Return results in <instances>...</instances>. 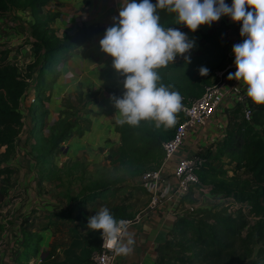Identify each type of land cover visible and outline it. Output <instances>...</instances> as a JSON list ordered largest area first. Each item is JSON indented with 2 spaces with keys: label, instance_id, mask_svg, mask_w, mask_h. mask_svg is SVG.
Listing matches in <instances>:
<instances>
[{
  "label": "trees",
  "instance_id": "trees-1",
  "mask_svg": "<svg viewBox=\"0 0 264 264\" xmlns=\"http://www.w3.org/2000/svg\"><path fill=\"white\" fill-rule=\"evenodd\" d=\"M48 1L0 0V13L12 9H29L33 17L31 24L33 60L26 65L25 76L21 74L18 65L9 59L7 52L0 49V206L7 196L11 176L15 172V168L10 167L8 163L16 152V141L24 126L21 109L23 108V99L30 91L27 79L32 77L33 72L38 71L37 85L33 90L37 91L36 98H41L45 93L43 89L45 81L43 80L42 86H40V78L46 76V72L51 70L58 59L65 57L68 52L92 39L101 31L100 27L80 26L73 35L59 36L51 27L57 15L44 11ZM155 2L156 0H152V3ZM225 2L230 5L232 0H225ZM158 12L163 27L178 28L182 32L189 30L183 24H179L175 13L169 12L166 8L158 9ZM201 26L196 31L199 32ZM210 36L202 34L205 39H209ZM175 64L168 63L167 66L156 69L160 76L158 83L170 87L172 91L179 92L183 103L200 97L204 88L212 81L204 86L190 73L168 72ZM119 79L123 85L124 77L121 74ZM54 80L53 77L51 81ZM206 81L207 78H204L203 82ZM107 91L111 96L120 97L124 89L109 88ZM36 104L39 111L42 109L39 119L41 128L33 129L32 133L40 135L43 127L46 126L43 121L47 115V109L45 101H33L30 106L31 112L34 111ZM252 105L254 113L251 122L242 119L231 128L215 155L212 156L210 153L201 155L203 164L197 171L200 182L209 186L213 193L224 196L226 199L230 198L232 201L220 205L209 212L207 216H201L197 222L180 219L184 223L180 225L174 235L180 237V241L176 242L171 239L167 244L169 250L181 252L186 256L185 261L181 259L180 264L188 263L186 259L198 264H219L222 261L236 259L233 255L236 252L240 236L247 232L261 235L264 230V105H257L253 102ZM37 115L36 112L35 116ZM178 119H184L181 111L176 114V123L171 127L164 125L156 127L157 122L151 119L143 120L135 126L116 123L114 131L120 135V146L117 149L115 161L122 167H131L136 171L149 162L154 168H157L164 157L162 144L173 136ZM59 122L61 123L60 127L57 124ZM71 127L72 122L68 120L55 122L51 127L52 132L49 135L43 134L42 137L38 135L39 139L31 146L32 150L36 152L37 159L46 166L44 168L45 175L49 180L61 181L62 175L70 176L73 170L79 168L82 170L86 167L83 159L75 160L70 164L66 162L62 167L53 161L55 151L59 149L60 143L68 137ZM222 155L228 157L227 162L219 161ZM240 170L246 171L247 174L245 176L239 174ZM230 173L232 174L230 175ZM126 187H130V192L142 190L140 186H132L125 182L85 190L76 197H66L67 202L71 204L69 211L78 210L96 198L116 197L122 192L125 194L129 192L125 190ZM239 203H247L249 212L258 217L252 227L249 225L242 206L237 207L234 212L230 211ZM109 211L117 221L131 217L125 203L116 205ZM76 218L78 219V217ZM22 225L23 243L26 250L28 244H32L34 241L39 242L40 237L34 238L31 234L35 228V223L31 218L24 220ZM4 228V225L0 223V234ZM189 229L192 230L191 237H187ZM100 231L89 229L86 233L87 239L80 252L73 257L66 258L65 262L69 264L87 262L95 252L101 249ZM256 255L257 259L250 264H264V244L260 245Z\"/></svg>",
  "mask_w": 264,
  "mask_h": 264
},
{
  "label": "crops",
  "instance_id": "crops-1",
  "mask_svg": "<svg viewBox=\"0 0 264 264\" xmlns=\"http://www.w3.org/2000/svg\"><path fill=\"white\" fill-rule=\"evenodd\" d=\"M122 6L123 0H49L44 7L45 12L57 15L51 27L59 36L73 35L80 26L101 28L97 35L78 45L65 57L58 59L51 70L46 72L44 81L49 82L51 87L46 91L50 101H45L47 115L44 118V124L50 127L61 120L72 122L68 137L60 143L59 156L64 154L66 158L73 161L79 157H84L88 161L94 159L98 161L102 154L108 153H113L114 158L117 157L120 135L114 131V125L122 119V116L115 109L110 99L112 96L107 90L109 88L122 90L123 85L119 79L120 73L112 67V58L102 52L99 41L105 30L113 26L114 18L118 16ZM32 23L33 17L29 9H12L0 13V44L8 41L3 48L6 49L8 46L17 48V64L20 66L33 60ZM205 28L206 26L202 25L199 32L184 33L188 39L196 43L197 40H204L200 32L209 34L204 31ZM3 48L0 47L1 50H4ZM228 58L234 59V56L228 55ZM228 65L231 67L230 73L236 70L233 62L226 66ZM34 75L37 80L38 71ZM53 77L55 80L51 81ZM237 83L246 93L247 86L240 81ZM62 98L71 101L73 109L67 110H73V112H66ZM225 105L207 129L210 131L209 134L207 132L208 136L202 138L189 136L185 140L182 152H198L201 155L210 153L212 156L215 154L209 149L212 150L215 145H219L216 142L217 136H228L232 128L231 116L240 111L237 105L227 107ZM31 142L34 143V139ZM15 154L8 163L10 167L15 168V172L11 176L7 196L1 203V209L6 205L0 215V223L5 227L0 234L1 264H69L65 262V259L78 254L87 239L88 217L99 211H91V206L110 201L112 203L107 208L111 209L122 203L115 197L96 198L88 202L86 206L70 212L69 209L66 210L67 200L64 195L59 202H54L52 194L46 193L48 186L59 185V181L48 180L45 176L41 179L37 175L38 181L35 182V173H32L30 169L38 167L36 162V165H33V163L25 164L23 161L24 164L16 166L13 164ZM44 173L46 174V171ZM168 174L170 171L165 173V177H169ZM15 176L18 177L19 189L17 190H23L21 194H16L14 187L11 190ZM209 195L219 197V194L213 192H209ZM198 198L190 197L189 199L198 205L195 200ZM127 201L128 213L132 216L147 205L149 196L144 190H134ZM175 208L173 201H166L151 215L132 225L121 241L126 244L129 238L133 239L135 243L131 246L132 251L128 254H116L114 264H167L166 256L169 252L167 244L180 228V219L174 214ZM63 215L66 217H62ZM27 218L34 221L35 228L31 234L34 238L40 237V241L32 243L36 252L34 253V250L30 255L27 253L28 255L23 257L21 262V257L26 251L22 223ZM72 222L75 223L74 226ZM71 226H73L72 229L76 228L75 234L69 232ZM81 264L93 263L90 258Z\"/></svg>",
  "mask_w": 264,
  "mask_h": 264
},
{
  "label": "clouds",
  "instance_id": "clouds-1",
  "mask_svg": "<svg viewBox=\"0 0 264 264\" xmlns=\"http://www.w3.org/2000/svg\"><path fill=\"white\" fill-rule=\"evenodd\" d=\"M165 8L192 32L201 25L210 27L225 16L239 22V35L244 39L232 47L236 70L227 79L243 82L251 101L264 105V0H232L230 5L225 0H123L113 26L99 41L102 52L112 58L113 69L124 77L122 96L110 97L122 116L118 124L135 126L151 119L157 122L156 127H171L182 109L180 93L158 83L156 69L173 63L180 55L189 63L190 55L186 54L195 47V41L178 28L161 25L158 9ZM198 71L206 76L209 69L201 66ZM87 228L101 230L103 243L117 255L132 251L133 239L121 242L126 221H117L107 207L88 217Z\"/></svg>",
  "mask_w": 264,
  "mask_h": 264
},
{
  "label": "rangeland",
  "instance_id": "rangeland-1",
  "mask_svg": "<svg viewBox=\"0 0 264 264\" xmlns=\"http://www.w3.org/2000/svg\"><path fill=\"white\" fill-rule=\"evenodd\" d=\"M239 29H240V23H233L228 17H221L217 22H214L210 27L206 26L205 32L211 34L209 39H201L197 40L195 43V47L191 50L190 54V62L187 63L184 60V55L177 56L173 63H176L175 66H173L171 69H169L168 72H187L192 74L194 78H196L198 81H200L204 86H206V83H210L216 76V72L221 70L223 67H225L230 62L232 63L234 59H229L227 53L229 50L233 47L234 44L242 42L244 38H242L239 35ZM192 31L188 30L187 33H191ZM200 34H203L200 32ZM208 34V35H209ZM8 41H5L3 44H0V47H4ZM9 57L11 61H13L18 67L20 68V72L23 76L26 75V65L28 63H23L21 66L17 64V48H13L12 46H8L6 49L3 48ZM170 63V62H169ZM201 66L207 67L209 69L208 75L201 76L199 75V68ZM36 72V71H35ZM32 73V77L27 79L29 90L28 94L23 99V108L21 109V112L23 114V120H24V126L22 129V132L19 135V139L17 140L16 147H17V153L15 154L13 158V164L18 166L24 164L23 161H25V164L33 163V165L37 164V168L30 169L32 173H35L34 181L37 182L38 177L42 179V177H46L45 175V165L41 163L37 159L36 152L32 150L31 146L33 143L31 142L32 139H34V143L37 142L38 133H32L33 129L35 128H41L40 124V115L41 110H38L37 104L34 106V111L31 112V104L33 101H50V96L46 92L48 89L50 90L51 85H49V82H45V93L41 98L37 97V91L33 90L36 84V77L34 73ZM204 78H207L206 82L204 81ZM45 80V77L40 78V86L42 81ZM62 104L64 105V109L66 112L71 113L73 110L68 111L69 109H73V106L71 105V101H68L64 98L61 99ZM69 106V107H68ZM68 109V110H67ZM38 113L37 116H35V113ZM232 128L239 123L243 119V114L241 111L237 112L236 114L232 115ZM59 127L61 126V123H57ZM53 126V125H52ZM52 126L46 128V126L43 127V131H41V134L39 137H42L43 134H50L52 132ZM32 133V134H31ZM215 145L213 147V152H216ZM103 152V151H102ZM25 154V156H22V154ZM61 152L59 150H56L53 155V161L56 165H60L59 167H62L66 162L69 164L73 162V160L66 158L64 154L60 155ZM84 159L83 158H76L75 160ZM228 157L225 155H222L219 161H225L227 162ZM86 164V167L82 170L77 169L73 170L72 174L70 176H64L62 175L63 179L59 181V185H50L46 193L52 194V199L54 202H59L60 198L64 195L65 197H76L79 195V193L85 191V190H91L94 188H98L104 185L108 184H122V183H128V184H134L136 182V179L138 176L143 173L144 171L150 170L154 168L152 163H145V165L139 170L136 171L133 168H127L120 166L114 158V154H102L100 159L97 161L96 159L92 161H88L84 159ZM36 162V164H35ZM57 162V163H56ZM39 164H41L39 166ZM22 167V166H21ZM229 168V167H228ZM231 169V168H229ZM66 172V171H65ZM239 174L245 176L247 174L246 171L240 170L238 171ZM232 173H230L231 175ZM37 178V180H36ZM49 180V179H48ZM13 184L11 187V190L16 189V194L23 193V190L19 191L18 188V177H13L12 180ZM137 186V185H135ZM130 187H126L125 190L129 191L125 194L119 193L117 194V198L121 203L128 202L127 199L130 198L131 192ZM133 189V188H132ZM124 190V191H125ZM41 191V190H40ZM133 191V190H132ZM86 194V193H85ZM128 194V195H126ZM203 198V199H202ZM67 200V198H66ZM197 205V209L194 211H190L187 213V217L182 218L187 221H199L201 216H207V214L213 210H215L217 207L223 204H228L229 202L224 200V196L219 197H212L209 195V192L204 195V197H200L198 199H195ZM117 201V200H113ZM231 201V200H229ZM112 202L110 201H104L102 203H96L94 206H91V211H98L103 207L110 206ZM2 205V204H1ZM66 210L69 209V204L67 202ZM87 204L83 205L82 207L86 206ZM239 205L235 206V208H231L230 211L234 212V210ZM6 208V205L2 207L0 206V215H2V211ZM249 206L248 209L244 208V214L246 215L247 220L249 221V225L252 227L256 221L258 220V217H256L254 214L249 212ZM68 212V211H67ZM53 221V220H52ZM180 225L184 223V221H180ZM75 223L72 222V225L74 226ZM73 226H71L70 231L73 234L76 233V228L72 229ZM182 227V226H181ZM192 230L189 229L187 232V237H191ZM260 236V238H259ZM174 241L179 242L180 237L174 236L172 238ZM264 244V230L261 235H258L257 233H243L240 236V239L238 240V244L236 247V252L233 255V257H236V259L233 260H227L222 261L219 264H250V262L257 259V250L260 247V245ZM35 250V246L32 244L27 245V249L24 252L23 256L21 257V262L23 261V257L26 255H30ZM28 253V254H27ZM185 255H183L181 252L175 251V250H169L166 256V262L167 264H179L181 263V259L185 261ZM188 263L186 264H198L197 262H192L190 259H186ZM208 264V263H207Z\"/></svg>",
  "mask_w": 264,
  "mask_h": 264
},
{
  "label": "built area",
  "instance_id": "built-area-1",
  "mask_svg": "<svg viewBox=\"0 0 264 264\" xmlns=\"http://www.w3.org/2000/svg\"><path fill=\"white\" fill-rule=\"evenodd\" d=\"M228 55L233 56L232 48L229 50ZM230 68L228 65L217 71L215 78L204 88L200 97L188 103L182 102L180 111L183 113L184 119L177 120L178 124L173 136L162 144L164 157L160 165L157 168L144 171L136 179L135 184L148 194L149 202L131 217L119 219L126 221V230L121 237V241L132 225L151 215L157 207L163 205L166 201L175 203L174 214L182 219L187 217V213L198 208L195 202L189 199L190 197L198 198L212 192L209 186L200 182L197 175L198 169L203 164L201 154L198 152H182V147L189 136L197 138L208 136L210 131H207V129L210 128L215 116L224 104H226V107L228 105L239 106L243 119L247 122L252 121L254 113L252 101L239 87L236 80L227 79ZM225 139L226 137L217 136L218 146L222 145ZM209 150L213 152V149L210 148ZM216 152L213 153L216 154ZM167 171H170L169 177H165ZM224 200L230 202L231 199L224 198ZM180 205L182 207H179ZM237 205L243 207V212H245L244 208L248 209L247 203ZM115 257L114 250L103 243L101 238V249L92 255L91 261L93 264H114Z\"/></svg>",
  "mask_w": 264,
  "mask_h": 264
}]
</instances>
